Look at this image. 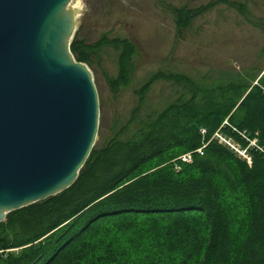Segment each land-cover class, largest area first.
<instances>
[{
    "label": "trees",
    "instance_id": "obj_1",
    "mask_svg": "<svg viewBox=\"0 0 264 264\" xmlns=\"http://www.w3.org/2000/svg\"><path fill=\"white\" fill-rule=\"evenodd\" d=\"M218 1L249 12L236 0L172 5L177 33ZM107 44L119 49L116 90L130 81L132 40L74 36L71 49L89 61ZM158 80L183 83L191 96L142 118L140 105ZM137 94L130 120L94 145L69 188L0 222V264H264V151L249 147V164L210 140L221 128L247 147L237 131L245 130L264 148L262 88L241 78L208 85L158 69ZM205 141L192 162L177 159Z\"/></svg>",
    "mask_w": 264,
    "mask_h": 264
},
{
    "label": "water",
    "instance_id": "obj_2",
    "mask_svg": "<svg viewBox=\"0 0 264 264\" xmlns=\"http://www.w3.org/2000/svg\"><path fill=\"white\" fill-rule=\"evenodd\" d=\"M72 0H0V222L69 188L99 130Z\"/></svg>",
    "mask_w": 264,
    "mask_h": 264
},
{
    "label": "rangeland",
    "instance_id": "obj_3",
    "mask_svg": "<svg viewBox=\"0 0 264 264\" xmlns=\"http://www.w3.org/2000/svg\"><path fill=\"white\" fill-rule=\"evenodd\" d=\"M209 1L212 0H72L78 12L74 36L88 42L104 34L109 38L126 37L136 47L130 81L116 90L111 80L119 76V49L104 45L91 60L84 61L92 70L99 95L95 144L100 146L111 139L130 120L140 102L137 90L155 70L184 73L208 85L241 77L249 80L252 73L260 70L264 63V0H236L245 3L249 11L246 14L218 1L177 33L171 6L194 7ZM190 96L185 84L158 80L145 95L139 114L145 118Z\"/></svg>",
    "mask_w": 264,
    "mask_h": 264
},
{
    "label": "built area",
    "instance_id": "obj_4",
    "mask_svg": "<svg viewBox=\"0 0 264 264\" xmlns=\"http://www.w3.org/2000/svg\"><path fill=\"white\" fill-rule=\"evenodd\" d=\"M260 87L262 88V90L264 92V86L262 85ZM225 124H228V121H225ZM234 129L237 130L236 128H234ZM200 131L203 135H205L207 132L206 128H204V127H202L200 129ZM237 131L240 133V135L243 138H245L249 142L247 147L241 146L240 143L233 136L225 133L221 128L216 130V132L213 134V136L211 137L210 140H216L219 144H221V145L227 147L228 149L232 150L236 155H238L240 158L246 160L250 164L252 162V154L249 150V147H255L256 149H261L262 151H264V149H263V147H261L257 144V138H255V137L250 138L248 133L245 130H243V131L237 130ZM209 141H205L203 143V145L200 146L199 148H197L196 150L186 152V153L182 154L181 156H179L177 159H180V160L185 161V162H192L193 161V152H199V153L203 154L204 148L207 146ZM176 169H180V166L178 164H176Z\"/></svg>",
    "mask_w": 264,
    "mask_h": 264
},
{
    "label": "crops",
    "instance_id": "obj_5",
    "mask_svg": "<svg viewBox=\"0 0 264 264\" xmlns=\"http://www.w3.org/2000/svg\"><path fill=\"white\" fill-rule=\"evenodd\" d=\"M248 78H249V82L251 83V86L254 85L255 83L257 85L259 84L260 86L262 85L264 86V63L262 64L258 72L252 73V76H249Z\"/></svg>",
    "mask_w": 264,
    "mask_h": 264
}]
</instances>
